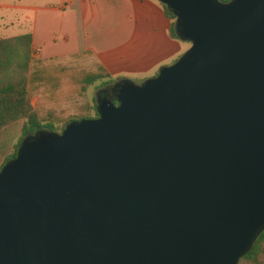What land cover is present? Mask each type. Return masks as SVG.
I'll return each mask as SVG.
<instances>
[{
  "label": "water",
  "instance_id": "water-1",
  "mask_svg": "<svg viewBox=\"0 0 264 264\" xmlns=\"http://www.w3.org/2000/svg\"><path fill=\"white\" fill-rule=\"evenodd\" d=\"M188 47L0 167V264H236L264 230V0H156Z\"/></svg>",
  "mask_w": 264,
  "mask_h": 264
},
{
  "label": "crops",
  "instance_id": "crops-1",
  "mask_svg": "<svg viewBox=\"0 0 264 264\" xmlns=\"http://www.w3.org/2000/svg\"><path fill=\"white\" fill-rule=\"evenodd\" d=\"M169 25L156 0H0V38L30 34L27 91L41 123L54 106L64 120L84 118L85 83L96 93L117 77L139 83L175 60L187 45Z\"/></svg>",
  "mask_w": 264,
  "mask_h": 264
},
{
  "label": "trees",
  "instance_id": "trees-1",
  "mask_svg": "<svg viewBox=\"0 0 264 264\" xmlns=\"http://www.w3.org/2000/svg\"><path fill=\"white\" fill-rule=\"evenodd\" d=\"M159 5L165 17L170 22L169 34L173 38L178 39L173 31L174 16L162 3H159ZM188 45L189 43L187 42V47ZM29 59V33L0 38V130L14 121L22 119L20 138L11 146L10 153L4 158H0V167L6 160L15 155L17 144L24 136L33 134L37 129L45 128V125L48 124L47 122L46 124L41 123L38 114L32 109L29 103V94L27 91ZM116 79H118V77L114 80ZM111 83L112 82H105L104 85H111ZM93 107L94 116L96 115L95 100ZM88 117L89 116H84V118ZM81 118L74 117L70 119ZM70 119L62 122H54L55 124L52 125L48 124L47 126H49V128H47V130L60 132L65 123ZM54 125H59V127L55 129ZM236 264H264V230L258 234L252 247L238 259Z\"/></svg>",
  "mask_w": 264,
  "mask_h": 264
},
{
  "label": "rangeland",
  "instance_id": "rangeland-1",
  "mask_svg": "<svg viewBox=\"0 0 264 264\" xmlns=\"http://www.w3.org/2000/svg\"><path fill=\"white\" fill-rule=\"evenodd\" d=\"M8 1H10V0H8ZM218 1L222 2L223 0H218ZM186 45H187V42L182 41V46L184 48L186 47ZM83 80L85 82H87L89 80V75L87 72H85V74L83 75ZM85 84H84V87H85L84 88V91H85L84 97L81 101H78V104H77V113L79 116H90L92 114V110L90 109V107L92 105V99L95 98V95H96V92L92 88H87L85 86ZM100 86H103V85L101 84ZM49 111H51V114H52V112L55 114V118L52 117L54 114L51 115V114H49V112L44 111V109H42V115L41 116L44 115L43 116V119L45 120L44 124H46V122H47L49 125L50 124L52 125V124H55L54 122L57 121V118H61L62 114L60 113V111L58 110V107H56V106L52 107ZM69 117H71V116H69ZM69 117H64L61 119L64 120L65 118H69ZM47 125H45V128H43V129L49 128V126H47ZM17 127L19 128V123L7 125L5 128L0 130V158L6 157L11 151V146L13 144H15L17 142V140H19L20 129L18 130ZM58 127H59V125H54L55 129Z\"/></svg>",
  "mask_w": 264,
  "mask_h": 264
},
{
  "label": "flooded vegetation",
  "instance_id": "flooded-vegetation-1",
  "mask_svg": "<svg viewBox=\"0 0 264 264\" xmlns=\"http://www.w3.org/2000/svg\"><path fill=\"white\" fill-rule=\"evenodd\" d=\"M110 86L101 87V89L98 90L97 94L99 96H104V97L110 98V96H111Z\"/></svg>",
  "mask_w": 264,
  "mask_h": 264
}]
</instances>
